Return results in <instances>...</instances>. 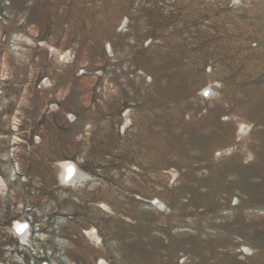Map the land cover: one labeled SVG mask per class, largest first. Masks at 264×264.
Returning <instances> with one entry per match:
<instances>
[{
  "label": "rangeland",
  "instance_id": "rangeland-1",
  "mask_svg": "<svg viewBox=\"0 0 264 264\" xmlns=\"http://www.w3.org/2000/svg\"><path fill=\"white\" fill-rule=\"evenodd\" d=\"M0 177V264H264V0H0Z\"/></svg>",
  "mask_w": 264,
  "mask_h": 264
},
{
  "label": "bare ground",
  "instance_id": "bare-ground-1",
  "mask_svg": "<svg viewBox=\"0 0 264 264\" xmlns=\"http://www.w3.org/2000/svg\"><path fill=\"white\" fill-rule=\"evenodd\" d=\"M67 55V54H66ZM65 57V55L63 56ZM18 113L14 114L15 116H13V125L12 128H14L13 130L16 131L14 136H13V141L12 144L14 146L13 150H17L19 147V143L24 141V139L22 138V135L20 134L19 129L21 128L22 125V120L21 118L18 117ZM243 129H246V126H243ZM19 165V164H18ZM60 166V178H61V183L63 185H81L83 184V182H87L91 179V177L89 176V174L82 172L81 170H79L73 162L71 161H66V160H62L59 163ZM6 180L0 177V201L3 200V192L4 190L7 188L8 183L5 182ZM23 223H18L16 225V230L18 232V234L26 235L27 234V229L24 226ZM29 231V230H28ZM87 237L90 238L91 240L95 241V242H99L100 238H99V233L97 232L96 228L93 227L91 229L87 230ZM98 264H109L105 259H101V261Z\"/></svg>",
  "mask_w": 264,
  "mask_h": 264
}]
</instances>
